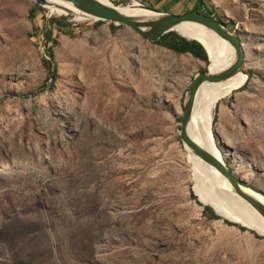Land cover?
<instances>
[{"label":"rangeland","instance_id":"rangeland-1","mask_svg":"<svg viewBox=\"0 0 264 264\" xmlns=\"http://www.w3.org/2000/svg\"><path fill=\"white\" fill-rule=\"evenodd\" d=\"M135 1L181 14L197 0L112 2ZM203 2L241 37L247 74L215 103L211 129L236 175L264 191V0ZM39 5L0 0V264H264V236L204 214L179 141L209 60L123 24L42 5L31 15Z\"/></svg>","mask_w":264,"mask_h":264},{"label":"water","instance_id":"water-1","mask_svg":"<svg viewBox=\"0 0 264 264\" xmlns=\"http://www.w3.org/2000/svg\"><path fill=\"white\" fill-rule=\"evenodd\" d=\"M60 1L68 4V7H63V9H67V14L72 13L76 16L79 15V17L81 16L87 19L104 21L107 20L114 24H123L132 28L142 37L152 41L158 40L162 35L167 32L176 31L187 39H194L199 41L204 46L208 54L209 63L210 56L204 42L196 36L187 34V32L185 31L186 27L180 26V29H178L177 26L184 22H194L196 24H201L215 32L221 39L227 41L233 47L235 51V58L228 67L223 68L221 70L212 71L210 69V64H208L207 71L202 70L195 74L193 82L187 90L186 97L184 100V110L180 118L181 130L179 134V141L182 146L186 145L188 150L193 155L198 156L203 161L216 168L221 173V175L228 180L234 192L241 196L243 199H245L264 218V200L261 199V197L264 198V191L259 188H256L253 184L248 183L241 177L237 176L233 169L226 163L225 159L221 155H216L215 153L201 145L199 142H197L189 134L188 130V126L193 114L197 92L200 86L205 82L217 83L225 81L231 78L232 76L238 74L240 71L244 70L245 50L241 41V37L237 33L231 31L224 20L218 19L213 15H207L203 12L196 10H190L181 14H175L172 12L157 10L150 7L149 5L142 3L144 9L154 12L155 15L137 17L132 14L124 13L118 10L115 6L105 3L101 0ZM39 4L42 6L50 7L48 0H39ZM211 132L214 145L216 149L220 152V149L214 138L213 129H211ZM257 194L261 197L257 196ZM204 204L211 206L215 213L221 216V214L218 213L212 205L208 203ZM226 219L233 222H237L227 217ZM237 223L241 224L244 227L252 229L258 235L264 236V234L260 233L249 225L240 222Z\"/></svg>","mask_w":264,"mask_h":264},{"label":"bare ground","instance_id":"bare-ground-1","mask_svg":"<svg viewBox=\"0 0 264 264\" xmlns=\"http://www.w3.org/2000/svg\"><path fill=\"white\" fill-rule=\"evenodd\" d=\"M105 3L115 6L118 10L132 14L137 17L155 15L154 12L144 9L139 1L133 2L131 8L114 4L113 0H101ZM50 8L59 12H67V3L60 0H48ZM79 13V12H78ZM78 18H84L79 17ZM186 27V32L201 39L206 45L210 56V69L212 71L221 70L228 67L235 58L233 47L225 40L221 39L215 32L201 24L194 22H184L177 26ZM247 74L243 70L231 78L217 83H203L196 96L195 105L191 121L188 126L189 134L205 148L216 155L221 153L216 149L211 138L212 111L215 103L223 96L227 95L237 86L241 85L246 79ZM186 150L188 160L192 165L194 178V190L199 199L204 203L212 205L221 216L230 217L231 220L249 225L262 234L264 233V218L253 208L245 199L236 194L221 173L212 165L206 163L201 158L193 155L183 145ZM222 156V155H221ZM257 196L261 197L257 194ZM264 200L263 197H261ZM226 218V217H225Z\"/></svg>","mask_w":264,"mask_h":264},{"label":"trees","instance_id":"trees-1","mask_svg":"<svg viewBox=\"0 0 264 264\" xmlns=\"http://www.w3.org/2000/svg\"><path fill=\"white\" fill-rule=\"evenodd\" d=\"M175 1L177 2L179 0H175ZM37 9H42V7L40 5H39L38 8H34L33 7L31 9V15L34 16L35 15V11ZM191 10H196V11L203 12V13H205L207 15H212L211 9L204 4L203 0H197L195 2V5L193 6V8ZM216 18L221 19L220 17H216ZM66 19H67V17H62V18L52 17L51 21L54 22L56 25H58L59 28H63L62 27L63 24H64L63 21L66 20ZM98 22H101V20H99ZM111 25L113 27H115L114 23H111ZM67 31L69 32V30H67ZM52 33H53L52 29H50V28H47L45 30V32H44L46 53L50 57V59H45L44 62H45L46 66H47V68L49 70V77L54 82V79H55L57 73H56V66L53 64V55L54 54H53V50H52V45L51 44H52V42H54V39H53ZM50 42H51V44H50ZM156 42L161 44V45H163V46H165V47H167V48H169V49H171V50H173V51H176V52H179V53H191L194 57L196 56V58H199V59H201L203 61H206V62L208 61V54H207L204 46L199 41L194 40V39H187L186 37L180 35L176 31H170V32L165 33L158 40H156ZM214 111L215 112H214V115H213V120L216 121L217 120V111L216 110H214ZM192 195H193L194 198L197 197L193 193V191H192ZM203 206H204V214H206L208 216V218H210V219L221 218L220 215L215 213V211L213 210V208L211 206L206 205V204L203 205ZM225 217H227V216H225ZM227 218H229V217H227ZM226 222L232 224V222L229 221V220H226ZM238 226L241 227L242 229H245V227L242 226V225H238ZM256 235L259 237L258 234H256Z\"/></svg>","mask_w":264,"mask_h":264},{"label":"crops","instance_id":"crops-1","mask_svg":"<svg viewBox=\"0 0 264 264\" xmlns=\"http://www.w3.org/2000/svg\"><path fill=\"white\" fill-rule=\"evenodd\" d=\"M149 2H152V3H154V4H155V6H158V5H160L159 3H155V0H149Z\"/></svg>","mask_w":264,"mask_h":264}]
</instances>
